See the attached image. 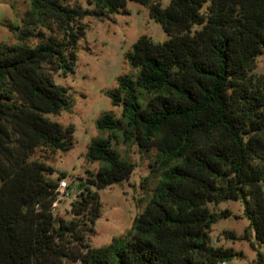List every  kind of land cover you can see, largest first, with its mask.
<instances>
[{
    "label": "trees",
    "instance_id": "1",
    "mask_svg": "<svg viewBox=\"0 0 264 264\" xmlns=\"http://www.w3.org/2000/svg\"><path fill=\"white\" fill-rule=\"evenodd\" d=\"M150 10L168 38L143 35L126 54L132 68L108 91L96 121L71 218L55 213L51 152L75 146V126L51 115L75 99L55 75L75 72L85 17ZM31 0L17 41L0 43V264H224L242 252L219 245L213 226L241 218L223 202L241 201L246 233L264 244V0ZM155 150L149 201L129 231L101 247L90 237L102 216L99 191L135 170L120 146ZM42 151L44 154H38ZM226 238L238 239L225 230ZM251 264H264L257 249Z\"/></svg>",
    "mask_w": 264,
    "mask_h": 264
},
{
    "label": "rangeland",
    "instance_id": "2",
    "mask_svg": "<svg viewBox=\"0 0 264 264\" xmlns=\"http://www.w3.org/2000/svg\"><path fill=\"white\" fill-rule=\"evenodd\" d=\"M164 4L168 0H163ZM85 8L90 7L88 0H71ZM31 8V0H0V43L12 44L17 41L8 25L22 26V18ZM129 13L115 14L109 17H85L88 24L86 36L80 41L75 72L68 77L55 75L56 81L69 88L75 99L71 111L60 115H51L61 124L75 126V146L68 152L57 151L50 154L48 160L57 172L54 178L65 176L70 184L68 195L60 203L55 213L71 218V203L77 196L79 178L87 175V170H95L98 163L86 159V151L91 139L98 135L96 121L104 112L113 110L120 115V108L112 105L108 91L118 84V77L130 73L132 68L126 54L143 35L154 41H164L168 35L160 23L150 16L148 7L135 2L127 5ZM258 73H264V56L258 59ZM120 149L136 165L131 177L121 184H115L100 190L103 204L102 216L96 222V233L90 237L93 247H101L116 236L123 235L131 228L135 217L147 205L155 180L151 177L150 163L155 150L143 152L136 145ZM38 154H44L39 151ZM214 208L228 209L241 218L230 217L214 224L212 237L219 245L233 247L243 253L224 264H251L257 258V249L264 252V244L257 242L253 233H246L249 220L243 216L241 201L223 202ZM225 230L236 232L238 239L226 238ZM222 264V263H220Z\"/></svg>",
    "mask_w": 264,
    "mask_h": 264
},
{
    "label": "built area",
    "instance_id": "3",
    "mask_svg": "<svg viewBox=\"0 0 264 264\" xmlns=\"http://www.w3.org/2000/svg\"><path fill=\"white\" fill-rule=\"evenodd\" d=\"M70 188V184L66 179H62L59 183V186L57 188V199L54 203V209L57 210V207L60 205V203L65 199V197L68 195V190Z\"/></svg>",
    "mask_w": 264,
    "mask_h": 264
}]
</instances>
